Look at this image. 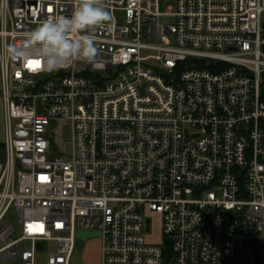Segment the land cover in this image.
Instances as JSON below:
<instances>
[{
  "label": "built area",
  "instance_id": "built-area-1",
  "mask_svg": "<svg viewBox=\"0 0 264 264\" xmlns=\"http://www.w3.org/2000/svg\"><path fill=\"white\" fill-rule=\"evenodd\" d=\"M161 1L105 0L94 61L46 72L5 49L71 0H0L3 262L98 232L101 264H264V0Z\"/></svg>",
  "mask_w": 264,
  "mask_h": 264
},
{
  "label": "clouds",
  "instance_id": "clouds-1",
  "mask_svg": "<svg viewBox=\"0 0 264 264\" xmlns=\"http://www.w3.org/2000/svg\"><path fill=\"white\" fill-rule=\"evenodd\" d=\"M70 18L49 16L22 34L19 45L5 49L10 60L39 61L41 70L55 72L74 62L92 63L97 56L93 30L111 20L105 0H71Z\"/></svg>",
  "mask_w": 264,
  "mask_h": 264
},
{
  "label": "rangeland",
  "instance_id": "rangeland-1",
  "mask_svg": "<svg viewBox=\"0 0 264 264\" xmlns=\"http://www.w3.org/2000/svg\"><path fill=\"white\" fill-rule=\"evenodd\" d=\"M170 7H173L172 10H170L169 8ZM108 10V9H107ZM110 12V15H111V20L109 22L112 21V13L110 10H108ZM161 11L163 13H167V15H163L161 18H160V23L161 24H164V25H173L176 23V19L175 17H173L172 15H170V13L172 12H175L176 11V1L175 0H169V1H166V0H162L161 1ZM262 24L264 26V13L262 15ZM151 28V32H152V35H151V38L149 40L150 43H155L157 41V38H156V35H157V24L156 23H153L151 24L150 26ZM79 70H83L84 69V66L82 64L79 65L78 67ZM5 135H6V125H5V116H4V110H3V105H2V102H1V99H0V145L4 143L5 141ZM71 125L68 124L66 127H65V138L66 140H70L71 139ZM150 217L154 220V225H155V233L156 231H158L159 229V225H160V220H159V217L154 215V214H151ZM152 234L151 235V238H154L156 239L157 241L160 240V237L157 236L156 234ZM99 237H93V238H90V239H87L86 240V243H90V248H91V254L92 252H96L98 247H97V242H99ZM55 246V244H50L49 245V249H53ZM85 250L86 248H77L76 249V252H75V255H74V258H73V264H79L83 259H84V256H85ZM44 253H40L39 254V258H38V262H42L43 261V258H44ZM0 264H10V262H3L0 258Z\"/></svg>",
  "mask_w": 264,
  "mask_h": 264
},
{
  "label": "crops",
  "instance_id": "crops-1",
  "mask_svg": "<svg viewBox=\"0 0 264 264\" xmlns=\"http://www.w3.org/2000/svg\"><path fill=\"white\" fill-rule=\"evenodd\" d=\"M97 251L96 252H92L91 254V248H90V243H86L84 245V249L85 250V256L84 259L79 263V264H101L102 263V243L101 240H99V242H97ZM75 255V253H74ZM74 258V257H73ZM72 264H73V259H72Z\"/></svg>",
  "mask_w": 264,
  "mask_h": 264
},
{
  "label": "water",
  "instance_id": "water-1",
  "mask_svg": "<svg viewBox=\"0 0 264 264\" xmlns=\"http://www.w3.org/2000/svg\"><path fill=\"white\" fill-rule=\"evenodd\" d=\"M44 76V75H43ZM100 234L97 233H88V232H79L78 233V237H79V242H78V248H83L85 245V240L93 238V237H99ZM46 245L45 242H43L42 244H39L38 248L41 250L44 246ZM13 264H21L20 260H17L16 262H14Z\"/></svg>",
  "mask_w": 264,
  "mask_h": 264
},
{
  "label": "snow or ice",
  "instance_id": "snow-or-ice-1",
  "mask_svg": "<svg viewBox=\"0 0 264 264\" xmlns=\"http://www.w3.org/2000/svg\"><path fill=\"white\" fill-rule=\"evenodd\" d=\"M39 63H40L39 61H31V60H30V61L28 62V66H29V67H39Z\"/></svg>",
  "mask_w": 264,
  "mask_h": 264
}]
</instances>
